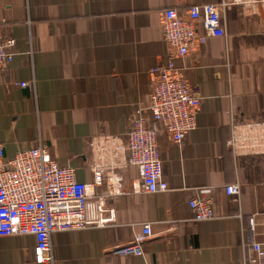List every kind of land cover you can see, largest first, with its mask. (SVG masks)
I'll return each mask as SVG.
<instances>
[{
	"label": "crops",
	"instance_id": "obj_1",
	"mask_svg": "<svg viewBox=\"0 0 264 264\" xmlns=\"http://www.w3.org/2000/svg\"><path fill=\"white\" fill-rule=\"evenodd\" d=\"M173 1L0 0V24L17 41L0 70L4 156L45 145L109 209L101 213L103 225L54 232L47 264H264V129L246 128L264 114L263 59L237 52L244 77L259 73L263 80V91L249 87L245 99L232 77L228 41L205 45L200 63L181 72L201 90L195 125L181 146L171 145L148 107V90L153 69L166 61L161 19ZM242 2L230 0L229 23L264 16V0L255 13ZM243 37V46L253 43L250 33ZM105 136L121 138L134 157L115 169L114 194L109 176L95 185L89 168L91 143ZM246 153L258 156V179L246 174ZM151 157L165 189L143 193L138 162ZM231 183L240 184L236 200L224 189ZM150 222L163 228L140 237ZM35 244L33 234L0 236V264H45L36 262Z\"/></svg>",
	"mask_w": 264,
	"mask_h": 264
},
{
	"label": "built area",
	"instance_id": "obj_2",
	"mask_svg": "<svg viewBox=\"0 0 264 264\" xmlns=\"http://www.w3.org/2000/svg\"><path fill=\"white\" fill-rule=\"evenodd\" d=\"M230 0H174L161 19L167 49L165 63L155 66L148 90L149 109L153 117L163 122L168 142L181 146L187 133L195 125L194 109L201 99L197 85L188 84L182 71L197 66L202 58L203 47L214 39H224L226 8ZM253 24L263 30L256 40V48L264 62V16L256 12ZM16 38L6 36L0 24V70L6 68L14 55ZM27 82H20L26 85ZM246 128L264 129V114ZM150 140L148 147H154ZM90 154L93 164L89 168L95 185L107 174L109 193L118 191L120 176L116 168H124L133 162V154L118 136H105L93 141ZM246 174L251 180L258 179L261 166L254 153L244 155ZM141 192L165 189L163 181L156 179L159 163L157 157L138 162ZM228 196L237 199L240 184L224 186ZM98 193L89 182L77 178L73 166L61 164L49 153L45 145H35L18 151L13 157L4 156L0 143V236L33 234L36 238L34 256L38 263L53 262L52 234L62 230H79L103 225L102 212L109 209L98 202ZM100 197V196H99ZM203 201V200H202ZM199 205L195 199L194 206ZM163 226L159 222L146 223L140 237L157 232Z\"/></svg>",
	"mask_w": 264,
	"mask_h": 264
},
{
	"label": "rangeland",
	"instance_id": "obj_3",
	"mask_svg": "<svg viewBox=\"0 0 264 264\" xmlns=\"http://www.w3.org/2000/svg\"><path fill=\"white\" fill-rule=\"evenodd\" d=\"M245 2H247L248 9H249V5L251 6L250 11L252 10L253 13H255L254 12L255 7L258 10L257 0H244V3ZM238 10H241V9H238ZM231 25H233V26H231ZM226 29L231 32V33H228L226 35L227 37L224 38V40L228 41L227 48H228V51L230 53V56L233 57V59H231L232 64H233V65H231L232 72H233L232 77L234 78L235 81H238L239 78H241V77H239V75L245 76L243 73L244 72L247 73V70L245 69L246 63L244 62L243 59L240 58L239 55L237 56V52H239L241 50L249 51L248 47L249 48L252 47L253 49L251 48V51H254L253 56H255L256 59H259V61L261 63L262 60L260 58V53L258 52V50L256 48V44H255L256 40L261 36V34L259 33L260 30H259L258 26H256L252 22H250L249 24L247 22L246 25L242 23L241 25H235L234 26V24H231V23H229V21H227ZM249 33L252 35V38L254 39L253 43L248 42L249 44L245 43V46H243V38H244L243 35H247ZM241 70H243V71H241ZM249 94L251 95L252 92L250 91ZM255 96H256V98H258L257 95H255ZM161 133H162V135L164 134L163 130Z\"/></svg>",
	"mask_w": 264,
	"mask_h": 264
},
{
	"label": "bare ground",
	"instance_id": "obj_4",
	"mask_svg": "<svg viewBox=\"0 0 264 264\" xmlns=\"http://www.w3.org/2000/svg\"><path fill=\"white\" fill-rule=\"evenodd\" d=\"M242 6H246V5L242 2ZM251 48L248 47V50L251 51ZM239 77H241L239 79V81H241L240 82V92L245 99H249L248 98L249 94L247 91L249 87L254 88L256 92H257V90H259L260 92L263 91V80H262L259 73H257L255 75V77L252 76V77H246L245 78L243 75H241V76L239 75Z\"/></svg>",
	"mask_w": 264,
	"mask_h": 264
},
{
	"label": "water",
	"instance_id": "obj_5",
	"mask_svg": "<svg viewBox=\"0 0 264 264\" xmlns=\"http://www.w3.org/2000/svg\"><path fill=\"white\" fill-rule=\"evenodd\" d=\"M216 77L221 78V69L220 68L217 69Z\"/></svg>",
	"mask_w": 264,
	"mask_h": 264
}]
</instances>
